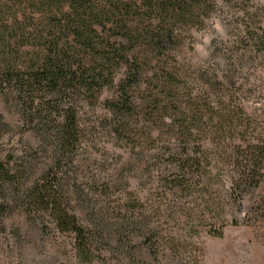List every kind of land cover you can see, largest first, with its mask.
<instances>
[{
  "label": "trees",
  "instance_id": "1",
  "mask_svg": "<svg viewBox=\"0 0 264 264\" xmlns=\"http://www.w3.org/2000/svg\"><path fill=\"white\" fill-rule=\"evenodd\" d=\"M224 1L234 2L243 20L250 19L238 44L249 42L264 57V34L257 31L261 26H252L256 14L246 10L254 0ZM217 4L218 0H0V86L15 92L33 129L54 147L52 165L21 197L27 166L0 162V188L15 190L28 213L50 218L58 232L71 235L80 262L100 259L105 238L96 217L85 224L72 209L63 174L82 138L78 104H97L107 87L118 91V99L106 103L122 139L146 144L156 140V131L159 141H168L169 190L186 193L198 183L208 189L207 175L218 168L213 153L223 151L232 137L242 141L233 147L237 153L221 160L237 174L233 187L245 190L261 184L264 138L249 134L252 120L242 106L233 104L230 77L219 75L214 65L201 66L185 82L187 72L173 54L185 34L203 26ZM121 68L125 76L115 84ZM206 139L212 147L205 146ZM180 143L181 150H171L170 145L180 148ZM90 188L109 195L106 182ZM7 205L0 204L2 212ZM138 215L128 221L151 241L147 218Z\"/></svg>",
  "mask_w": 264,
  "mask_h": 264
},
{
  "label": "rangeland",
  "instance_id": "2",
  "mask_svg": "<svg viewBox=\"0 0 264 264\" xmlns=\"http://www.w3.org/2000/svg\"><path fill=\"white\" fill-rule=\"evenodd\" d=\"M246 10L256 14L252 26H261L257 31L264 34V0H254ZM244 17L234 2L218 0L203 26L186 33L173 54L187 72L185 82L201 66L214 65L219 75L229 76L233 104L252 120L249 134L264 138V57L249 42L238 44L250 22ZM2 63L0 57V69ZM124 76L125 69H119L115 84ZM116 99L117 88L107 87L97 104H78L82 138L63 174L72 209L85 224L91 217L101 223L102 257L91 264H264V169L258 187L242 190L233 187L237 174L221 160L237 153L233 147L240 138L226 139L223 151L213 153L218 168L207 175L208 189L198 183L190 192L171 191L165 183L171 170L168 141H159L156 131V140L146 144L122 139L106 103ZM33 127L15 92L0 86V162L27 166L20 197L53 163L52 143ZM182 145L170 148L178 151ZM103 182L109 195L90 188ZM15 193L0 188V204H8L6 211L0 209V264H84L72 236L58 232L50 218L28 213ZM135 214L147 218L151 241L128 221Z\"/></svg>",
  "mask_w": 264,
  "mask_h": 264
}]
</instances>
